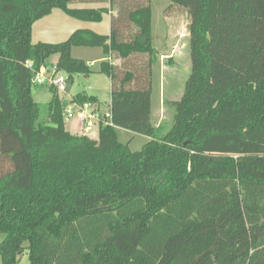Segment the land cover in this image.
I'll return each mask as SVG.
<instances>
[{"label": "trees", "instance_id": "obj_1", "mask_svg": "<svg viewBox=\"0 0 264 264\" xmlns=\"http://www.w3.org/2000/svg\"><path fill=\"white\" fill-rule=\"evenodd\" d=\"M73 2H110L111 38L76 29L32 41L53 8L88 21L109 10ZM168 8L189 18L192 66L159 135L150 0H0V264L25 249L30 264H264V0ZM74 46L102 48L111 78L113 125L96 122L94 137L67 128L68 98L54 86L46 104L31 94L41 66L69 82L90 72ZM115 125L150 138L133 151Z\"/></svg>", "mask_w": 264, "mask_h": 264}, {"label": "rangeland", "instance_id": "obj_2", "mask_svg": "<svg viewBox=\"0 0 264 264\" xmlns=\"http://www.w3.org/2000/svg\"><path fill=\"white\" fill-rule=\"evenodd\" d=\"M103 4L104 3L73 2L70 3L69 6L90 8L102 7ZM169 5L170 0H150L152 45L158 48L160 52H164L166 48L165 55L167 57L170 56L171 50L173 49L170 50L167 46L170 45V41L175 40L178 46H180L177 52L173 54V57L164 58V66H162L160 60L156 58L150 67L153 107L156 106L157 102L159 103V100H163L162 107L159 106L160 109H158L152 116L153 125L156 124L157 127H161V130L158 133L159 135L163 134L172 123L174 110L168 103L173 100H178L182 96L184 84L192 66L187 43H185L187 36L180 35V30L182 33L183 30L189 29V18L184 12H181L176 8L166 9ZM169 12L172 14H169ZM169 17H173V19ZM32 27L34 29L32 35L33 42L41 40L48 42L46 41V39H48L51 40L50 42L57 43L65 40L76 29H102L104 33L100 34L107 35L109 18L108 15H104L100 21H88L70 16L60 8H54L51 13L38 19ZM172 30L173 34H175V38L171 39ZM165 35L168 38L167 43L169 44L166 43L167 45L163 49L160 40L162 37L164 38ZM182 39H184V43L181 41ZM71 55L85 60L89 65L90 72L88 74L78 73L72 76L70 82L68 81V84L70 83L68 85V95H75L82 92L93 94L99 99V110L102 113H108L110 109L109 105L111 102L112 85L111 78L100 71V62L105 57L102 48L74 46L71 49ZM115 60L116 65L118 66L120 60L115 58L112 54L111 62H115ZM161 90L163 97H160L159 99ZM31 94L33 98L38 100L41 104L48 103L52 96L48 86L37 87L34 83L31 85ZM78 127L79 131L83 132L80 124ZM114 128L118 139L123 143H128L130 149L133 151L141 149L142 145L148 140L147 135L136 133L128 128L118 125H115ZM69 130L76 132V129L72 130L69 128ZM87 134L92 137L96 135L93 130ZM3 237L4 235L0 234V242ZM18 258V264H30L28 251L26 249L19 253Z\"/></svg>", "mask_w": 264, "mask_h": 264}, {"label": "built area", "instance_id": "obj_3", "mask_svg": "<svg viewBox=\"0 0 264 264\" xmlns=\"http://www.w3.org/2000/svg\"><path fill=\"white\" fill-rule=\"evenodd\" d=\"M32 82L37 87L54 86L58 92L63 93L68 98V104L65 107L64 114L67 119H77L80 122L84 133H89L93 130L96 122H103L104 124L113 125L111 120L110 109L108 113H101L90 102L77 103L72 100L68 95V81L56 67L50 66L49 68L41 66L35 73ZM110 108V107H109Z\"/></svg>", "mask_w": 264, "mask_h": 264}, {"label": "crops", "instance_id": "obj_4", "mask_svg": "<svg viewBox=\"0 0 264 264\" xmlns=\"http://www.w3.org/2000/svg\"><path fill=\"white\" fill-rule=\"evenodd\" d=\"M102 6H106V7H108V12H106V13H104L103 14V16L104 15H108V18H109V29H107L108 30V36H109V38H111V28H112V17H113V15H114V13H115V8H114V6L113 5H111V3L110 2H106V3H104ZM101 7V6H100ZM54 9V8H53ZM52 9V10H53ZM51 13V12H50ZM186 16V15H185ZM169 18H172L173 19V17H169ZM171 22V21H170ZM172 29V28H171ZM181 29H183V28H181ZM33 27H32V29H31V39H32V35H33ZM91 30H93V31H95V32H99V33H104L103 32V30L102 29H91ZM106 30V31H107ZM184 32H186V33H184ZM180 35L181 36H187V38H186V40H185V43H187V48H188V51H189V58H190V60H191V52H190V31H189V29L188 30H183L182 31V33H181V30H180ZM172 38H175V34H173V30H172V34H171V39ZM167 36L165 35L164 36V38L162 37V39L160 40L161 41V43H162V46H163V49L166 47V45L167 44H169V43H167ZM174 40V39H173ZM42 41V40H41ZM46 41H48V42H50L51 40H48V39H46ZM181 41H183V43H184V39H182ZM167 43V44H166ZM175 42V40L174 41H170V45H167L168 46V48L171 50L172 48V50H171V54H170V56L169 57H167L165 54V50H166V48H165V50H164V52H160V50H158V48H156L155 47V49H156V51H157V59H159L160 60V64L162 65V66H164V58H170V57H173V54H175L176 52H177V50L180 48V46H178V44ZM178 43H180V42H178ZM171 45H173V46H171ZM169 54V53H168ZM160 55V56H159ZM158 56H159V58H158ZM111 57H112V54H110V56L108 57V59L111 61ZM104 59H105V57H104ZM156 60V59H155ZM111 65H113V66H116V60H115V62H111ZM163 80H164V75H163ZM70 84V83H69ZM68 84V85H69ZM163 92H164V88H163ZM89 94V93H88ZM164 94V93H163ZM91 95H93V94H91ZM70 97H72V95H69ZM95 96V95H94ZM33 97V96H32ZM97 97V96H96ZM160 97L162 98L163 97V95H162V90H161V92H160V95H159V99H160ZM34 99V98H33ZM98 99V98H97ZM35 100V99H34ZM36 102H38L39 103V101L38 100H35ZM98 101H99V99H98ZM162 102H163V100L161 101V100H159V103L157 102V104H156V106H154L153 107V101H152V94H151V113H152V116H153V114L158 110V109H160L159 108V106H161L162 107ZM95 105V107L99 110L100 108H99V106H100V102L98 103V104H94ZM99 112H101L100 110H99ZM102 113V112H101ZM153 123V122H152ZM79 124H80V122L77 120V119H68V122H67V128L69 129H72V130H75L76 129V132H78L79 131ZM154 124V123H153ZM154 127L156 126V124L155 125H153ZM157 127V126H156ZM82 130V129H81ZM73 132V131H72ZM80 132V131H79ZM148 137V139L150 138L149 136H147Z\"/></svg>", "mask_w": 264, "mask_h": 264}]
</instances>
